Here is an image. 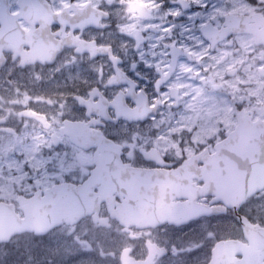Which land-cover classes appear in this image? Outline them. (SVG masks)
I'll return each mask as SVG.
<instances>
[{
	"label": "flooded vegetation",
	"instance_id": "1",
	"mask_svg": "<svg viewBox=\"0 0 264 264\" xmlns=\"http://www.w3.org/2000/svg\"><path fill=\"white\" fill-rule=\"evenodd\" d=\"M2 1L0 223L35 225L65 197L93 207L3 235L0 264H208L218 241L248 244L240 227L209 232L231 209L145 225L147 188L118 177L199 152L211 174L236 172L228 160L263 135L264 0H24L32 13ZM190 175L195 201L212 204ZM238 211L251 217L247 202Z\"/></svg>",
	"mask_w": 264,
	"mask_h": 264
},
{
	"label": "water",
	"instance_id": "2",
	"mask_svg": "<svg viewBox=\"0 0 264 264\" xmlns=\"http://www.w3.org/2000/svg\"><path fill=\"white\" fill-rule=\"evenodd\" d=\"M17 3L20 7V11L23 13H32V9L24 4V0H17ZM131 7L138 11L144 9L143 5L137 1H133ZM1 13H9L8 6H4L2 0H0V14ZM1 18L0 16V19ZM4 26L5 24L2 23L0 28V65L3 62L1 49L4 46L3 42H5L3 39L4 32L6 31ZM256 128L261 129L263 135L249 136V142L242 144V147L245 148L242 152V157L228 160V162L236 165L234 169L236 171L234 172L235 174H231L227 171L229 168L228 164L225 168L226 172H217L215 175L211 174L209 167L210 162L208 158L203 156V152H201L191 156L173 171L161 172L155 169L145 170L130 168L127 169V175L124 179L122 180L120 175L118 180L123 186L132 188L134 191L133 194L137 193L138 190L136 189L139 188V186H145L147 188L143 194L147 193L151 197L147 200L148 204L146 205L148 209L154 210V212L145 219L153 221L152 224H157L160 220L187 222L201 215L218 213L224 210L226 206L236 210L240 203L244 202L254 192L264 187V126H255V129ZM198 160H202L203 165L198 168L193 167ZM191 171L193 172V176L204 180L202 188L215 194L214 201H221L222 204H217L215 206L199 205L191 199L180 203H172L170 201L171 198L175 196L187 197L193 192V186L189 183ZM112 182L116 184V186L119 184L116 181ZM212 187H214V189H212ZM159 188H161L160 192L158 191ZM72 197L73 196H71V201L69 203H67L65 197L60 205L50 211L48 208L40 209L39 216L41 219L38 222L36 221L35 225L31 222V219L23 220V223L20 225H18L20 222L15 224H9L8 221L1 222L0 240L3 235L11 234L18 229L52 227L63 220L71 219L73 216H81L89 212V207H93L89 202L90 199L88 195L87 200L82 197L78 200L72 199ZM105 198L106 196L103 195L100 200ZM73 201H75V203L70 204ZM96 203L97 198L94 201V204ZM72 220H74V218ZM238 221L244 235L247 237L249 245H245L235 239L218 241L212 251V258L209 264H237L234 260V254L237 252L244 253L243 260L247 261L248 264H262L260 260L264 257V226L258 223H252L247 218L240 215H238ZM245 251H247V253H245Z\"/></svg>",
	"mask_w": 264,
	"mask_h": 264
},
{
	"label": "rangeland",
	"instance_id": "3",
	"mask_svg": "<svg viewBox=\"0 0 264 264\" xmlns=\"http://www.w3.org/2000/svg\"><path fill=\"white\" fill-rule=\"evenodd\" d=\"M108 5L111 8V0L109 1ZM251 212L252 219L256 222H259L261 224H264V192L260 195H256L255 198H253L249 203H247V212ZM224 219V220H223ZM210 233H238L239 232V226L235 219H225V216L217 218L216 226L215 228L210 227L209 228ZM202 230L198 231L197 236L203 237Z\"/></svg>",
	"mask_w": 264,
	"mask_h": 264
}]
</instances>
